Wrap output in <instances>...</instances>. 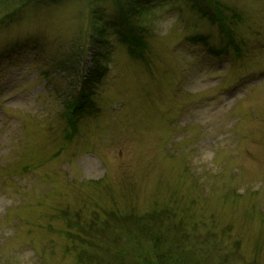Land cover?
Wrapping results in <instances>:
<instances>
[{"label":"rangeland","instance_id":"374dc122","mask_svg":"<svg viewBox=\"0 0 264 264\" xmlns=\"http://www.w3.org/2000/svg\"><path fill=\"white\" fill-rule=\"evenodd\" d=\"M6 2L0 264H142L84 229L150 211L171 212L187 241L167 247L194 264H264V0H167L133 21L146 29L137 51L98 37L115 0ZM26 42L38 49L6 54ZM98 63L94 107L73 118Z\"/></svg>","mask_w":264,"mask_h":264},{"label":"trees","instance_id":"16d2710c","mask_svg":"<svg viewBox=\"0 0 264 264\" xmlns=\"http://www.w3.org/2000/svg\"><path fill=\"white\" fill-rule=\"evenodd\" d=\"M6 1L11 0H0V8L4 7L7 8ZM22 6L29 5L32 2H37V0H21ZM40 1V4L47 3V0H38ZM44 1V2H42ZM51 2V0H48ZM117 2V6L119 8V17L115 21H108L106 20V23H109L107 27L102 24L104 23V19H102L101 25L95 27V30L97 29V32H99L98 37L100 38L103 36L102 30L106 31V34L112 33L114 37H118L119 39H122L124 43H127L129 46H131L130 49H133L135 51L140 50L144 46V41L141 35H144L146 32V29L144 27H137L134 25V20H139L141 17H145L149 14V11H151L152 8H155L159 5H162V3L167 2V0H115ZM191 1L196 7H202L201 0H189ZM10 6V2H9ZM210 6V5H209ZM203 11V10H201ZM207 14L211 16L210 13H214V16L218 19L220 18V13H217L216 10H213L211 8H208L205 10ZM13 13H9V16L6 21H11L13 18ZM97 18L101 19V14H95ZM4 18V19H5ZM220 20V19H219ZM5 22V21H4ZM99 28V29H98ZM143 30V31H142ZM140 31L142 33H140ZM102 32V33H101ZM117 35V36H116ZM202 40H206L207 38L201 37ZM199 40V39H198ZM197 42V39L195 40ZM32 42V41H31ZM194 42V43H196ZM204 45V41L202 42ZM197 44V43H196ZM22 45H25L27 47L31 46V51H35L38 49V44L29 45L27 42L22 43L19 45H16L13 49L10 50L7 49L6 51H3V57H7L6 55L9 51L12 52V50L18 49V47L23 48ZM25 50V49H24ZM23 50V51H24ZM212 51V50H210ZM6 52V54H5ZM42 51H37V53L29 54L30 56L39 57L42 55ZM5 54V55H4ZM9 54V53H8ZM39 56V57H38ZM103 67L100 66L98 63L96 65V68H93V72L89 73V76L85 77L82 80H79L77 96L73 98L74 103L77 106V109L75 112L83 111L85 108L84 106L89 104L90 96H93L95 85L97 84V80L100 78V74L103 71ZM169 213V212H168ZM165 211H150L146 214L141 215H134L132 217H129L128 215L122 216L119 220H107L103 224H101V229L98 227V229H92L91 226H89L88 229H84V233H92L93 235L99 236V240L103 238V235L109 236L113 241H115L116 245L119 244V246L126 247V244H122V242H127V245H131L132 249L134 247L135 250L138 251V253L142 252V264H153V261H156L158 264H194V256L192 254V251L187 253V251L184 250L183 246H177L175 249H171L170 247H167V243L169 242L167 239L170 236L172 237L176 242V244L180 245V243H185L187 241L186 234H181L182 227L180 224L176 223L173 215L170 213L168 214ZM86 230V231H85ZM91 230V232H90ZM101 233V235H99ZM169 234V235H168ZM95 239L91 238L89 241L95 245ZM84 240V239H83ZM114 243V244H115ZM118 243V244H117ZM90 243L88 242V245ZM115 245V246H116ZM93 248L94 247L89 245ZM188 246V245H187ZM179 248V250H177ZM101 249V248H98ZM98 251V250H97ZM124 252V251H123ZM128 252V251H127ZM131 254V253H130ZM139 257V256H138ZM208 257V256H207ZM209 258V257H208ZM207 258V259H208ZM225 258V257H223ZM104 260V259H103ZM102 260V261H103ZM125 264L124 261H121L119 264ZM198 264H204L201 260L198 261Z\"/></svg>","mask_w":264,"mask_h":264}]
</instances>
